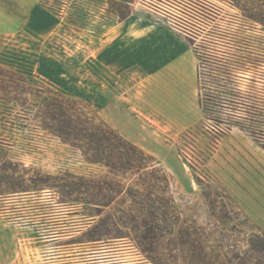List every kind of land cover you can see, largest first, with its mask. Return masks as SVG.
<instances>
[{
	"label": "rangeland",
	"instance_id": "obj_1",
	"mask_svg": "<svg viewBox=\"0 0 264 264\" xmlns=\"http://www.w3.org/2000/svg\"><path fill=\"white\" fill-rule=\"evenodd\" d=\"M249 14L264 15V0H0V234L12 252L7 264H151L132 242L75 243L98 217L61 202L66 174L106 170L39 126L40 98L55 94L153 158L171 177L167 195L179 224L214 240L210 245L227 237L223 252L260 242L217 222L229 198L264 233V25ZM171 42L192 52L196 72L209 61L217 71L206 83H215V94L239 92L240 104L200 106L202 77L191 95L193 125H181L159 84ZM251 256L264 264V254Z\"/></svg>",
	"mask_w": 264,
	"mask_h": 264
},
{
	"label": "trees",
	"instance_id": "obj_2",
	"mask_svg": "<svg viewBox=\"0 0 264 264\" xmlns=\"http://www.w3.org/2000/svg\"><path fill=\"white\" fill-rule=\"evenodd\" d=\"M245 16L264 25L263 14ZM207 62L204 60L203 66H198L197 71L199 88L203 77V89L206 90L203 101L199 98V105L240 104L239 92H213L211 87L215 83L211 85L206 82L217 70ZM36 118L46 133L77 150L84 162L106 170L101 176L66 174L69 180L62 185L64 194L61 202L82 205L94 211V214L89 215L92 219L98 217L90 229L75 239V243L103 246L114 242H132L151 264H178V261L181 264L259 263L251 255L264 254V233L234 209L231 199L228 198V205L222 202L224 220L218 219V224L229 232L250 231L251 239L260 240L259 243L249 242L248 250L243 253L235 250L223 252V249H228L222 244L226 241L225 236L218 246L210 245L214 240L196 234L185 223L179 224L173 214L174 201L167 195L171 177L156 166L150 155L124 139L96 115L88 116L79 105L68 101L61 94H55L40 98ZM47 185L50 189H59L56 182ZM106 210L108 212L101 217ZM248 253L251 255L248 256ZM252 257L254 261L248 262Z\"/></svg>",
	"mask_w": 264,
	"mask_h": 264
},
{
	"label": "crops",
	"instance_id": "obj_3",
	"mask_svg": "<svg viewBox=\"0 0 264 264\" xmlns=\"http://www.w3.org/2000/svg\"><path fill=\"white\" fill-rule=\"evenodd\" d=\"M161 69L163 72L159 77V84L162 85L164 93L171 97L170 102L174 110L179 112L180 124L186 127L192 126L194 119L192 102L194 100L191 99V95L197 85L194 55L179 42L167 43ZM116 132L122 136L118 131ZM2 243L0 234V264H7L12 257V252L9 246L4 244L5 242Z\"/></svg>",
	"mask_w": 264,
	"mask_h": 264
}]
</instances>
